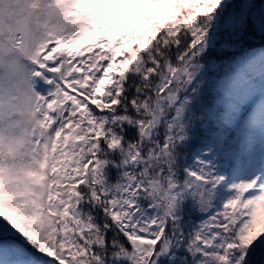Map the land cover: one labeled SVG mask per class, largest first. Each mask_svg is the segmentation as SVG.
<instances>
[{
  "label": "snow or ice",
  "instance_id": "snow-or-ice-1",
  "mask_svg": "<svg viewBox=\"0 0 264 264\" xmlns=\"http://www.w3.org/2000/svg\"><path fill=\"white\" fill-rule=\"evenodd\" d=\"M0 264H264V0H0Z\"/></svg>",
  "mask_w": 264,
  "mask_h": 264
},
{
  "label": "trees",
  "instance_id": "trees-1",
  "mask_svg": "<svg viewBox=\"0 0 264 264\" xmlns=\"http://www.w3.org/2000/svg\"><path fill=\"white\" fill-rule=\"evenodd\" d=\"M150 9V8H149ZM148 9V10H149ZM250 43H252V42H250ZM257 43H259V38H258V40H257ZM255 46V45H254ZM218 59H219V57H217ZM115 178H116V173H115V171H113V180H115Z\"/></svg>",
  "mask_w": 264,
  "mask_h": 264
},
{
  "label": "rangeland",
  "instance_id": "rangeland-1",
  "mask_svg": "<svg viewBox=\"0 0 264 264\" xmlns=\"http://www.w3.org/2000/svg\"><path fill=\"white\" fill-rule=\"evenodd\" d=\"M151 10H153V9L150 8L148 11H151Z\"/></svg>",
  "mask_w": 264,
  "mask_h": 264
}]
</instances>
